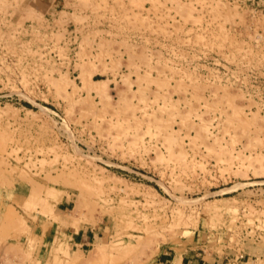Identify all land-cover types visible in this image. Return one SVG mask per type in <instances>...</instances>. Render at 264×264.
<instances>
[{
  "label": "rangeland",
  "instance_id": "obj_1",
  "mask_svg": "<svg viewBox=\"0 0 264 264\" xmlns=\"http://www.w3.org/2000/svg\"><path fill=\"white\" fill-rule=\"evenodd\" d=\"M0 10L10 17L0 57L23 54L14 28L44 11L111 21L91 34L107 63L80 62L78 81L51 69L35 95L59 107L60 123L40 106L0 103V264H185L238 253L234 264H264V186L252 185L264 176V121L246 113L239 91L200 78L264 28V0H0ZM121 64L113 93L109 74ZM187 151L228 174L190 187ZM78 226L95 233L83 250L69 240Z\"/></svg>",
  "mask_w": 264,
  "mask_h": 264
},
{
  "label": "built area",
  "instance_id": "obj_2",
  "mask_svg": "<svg viewBox=\"0 0 264 264\" xmlns=\"http://www.w3.org/2000/svg\"><path fill=\"white\" fill-rule=\"evenodd\" d=\"M7 21H10L9 15L0 10V23ZM110 26V20L108 23L95 18L89 12L83 14L81 20L74 21L68 18H59L58 12L55 11L50 13L44 11L40 14V18L26 19L21 25L15 26L14 45L21 48L23 54L17 57H0V103L27 102L39 111L40 106L43 109L42 112L50 114L56 123L62 121V118L54 113L58 112L59 107L50 108L42 105L36 102L38 98L35 95H38L39 89H43L51 69L66 73L73 81H78L80 62H90L94 66L102 62L107 63L108 57L104 56L102 60L96 57V53H98L97 41L91 34L101 31L99 35H103L104 31L111 28ZM86 38L90 39L88 43L85 42ZM243 48L239 57L231 62L217 65L212 71L203 72L200 78L208 84L216 83L239 91L249 105L244 108L246 113L255 112L264 121V28L256 30L252 39L243 44ZM135 64L138 69L144 68L140 63L136 62ZM118 68L109 74L111 81L108 86L113 93L116 92L114 87L127 74L124 65L121 64ZM92 76H96V74L94 73ZM204 95L209 99L210 91H205ZM40 97L46 98L44 95ZM43 99L41 100L44 101ZM199 109L203 110L201 104ZM191 118L198 120L194 116ZM216 122L217 119L213 121V123ZM184 141L187 142V139ZM186 160L190 172L183 171L185 172L183 176H190L193 181L188 178H184V180L194 189L204 187L198 183L200 180L211 182L214 181L213 178L228 174L227 171L221 172V168H219L226 164L215 163L212 158L200 157L198 154L187 151ZM232 162L234 167L239 165V160ZM126 170L144 175L143 172L131 168ZM165 175H168V170L165 171ZM158 180L167 187L161 178ZM252 185L255 186V189L264 186V176L260 177L258 181H254ZM243 256L241 253L235 254L232 261L243 258Z\"/></svg>",
  "mask_w": 264,
  "mask_h": 264
},
{
  "label": "crops",
  "instance_id": "obj_3",
  "mask_svg": "<svg viewBox=\"0 0 264 264\" xmlns=\"http://www.w3.org/2000/svg\"><path fill=\"white\" fill-rule=\"evenodd\" d=\"M58 209L63 210L64 208L59 207ZM69 240L72 246H75L76 249L83 250V247L90 244L95 236V233L90 228H83L78 226L75 230H69ZM197 260H190L185 264H234L232 259L223 257L222 259H213L205 261L204 258H200V262ZM156 264H170V261L166 258L160 259Z\"/></svg>",
  "mask_w": 264,
  "mask_h": 264
},
{
  "label": "bare ground",
  "instance_id": "obj_4",
  "mask_svg": "<svg viewBox=\"0 0 264 264\" xmlns=\"http://www.w3.org/2000/svg\"><path fill=\"white\" fill-rule=\"evenodd\" d=\"M91 84H93V85H95V87H96V89H98L99 91H100V93L101 92H103V91H106L105 90V83H104V81H89ZM96 91V90H95ZM1 111V110H0ZM5 111V110H4ZM2 112H3V110H2ZM6 112V111H5ZM4 114V113H3ZM108 161V160H107ZM239 166V165H238ZM238 166H236V167H238ZM171 192V191H170ZM209 202L210 201H208V202H203L201 205L202 206H204V208H207V209H210L209 207H210V205H209Z\"/></svg>",
  "mask_w": 264,
  "mask_h": 264
}]
</instances>
